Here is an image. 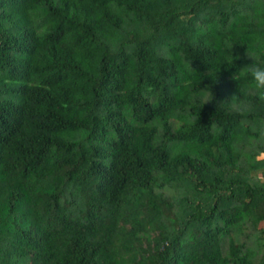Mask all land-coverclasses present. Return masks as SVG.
Listing matches in <instances>:
<instances>
[{
	"label": "trees",
	"instance_id": "obj_1",
	"mask_svg": "<svg viewBox=\"0 0 264 264\" xmlns=\"http://www.w3.org/2000/svg\"><path fill=\"white\" fill-rule=\"evenodd\" d=\"M247 52L264 0H0V264H264Z\"/></svg>",
	"mask_w": 264,
	"mask_h": 264
},
{
	"label": "clouds",
	"instance_id": "obj_2",
	"mask_svg": "<svg viewBox=\"0 0 264 264\" xmlns=\"http://www.w3.org/2000/svg\"><path fill=\"white\" fill-rule=\"evenodd\" d=\"M230 47L232 49V46ZM247 57H250L252 60L250 64L244 67V70L251 78L249 85L256 93L257 99L264 101V64H261L257 61L255 53L247 52ZM231 79L237 81V75L234 74Z\"/></svg>",
	"mask_w": 264,
	"mask_h": 264
},
{
	"label": "rangeland",
	"instance_id": "obj_3",
	"mask_svg": "<svg viewBox=\"0 0 264 264\" xmlns=\"http://www.w3.org/2000/svg\"><path fill=\"white\" fill-rule=\"evenodd\" d=\"M264 156L263 155H261L259 158H263Z\"/></svg>",
	"mask_w": 264,
	"mask_h": 264
}]
</instances>
